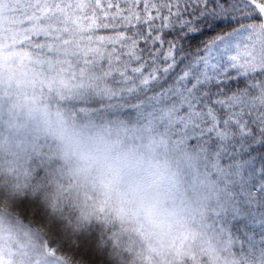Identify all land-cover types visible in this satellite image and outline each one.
<instances>
[{"label":"snow or ice","instance_id":"snow-or-ice-1","mask_svg":"<svg viewBox=\"0 0 264 264\" xmlns=\"http://www.w3.org/2000/svg\"><path fill=\"white\" fill-rule=\"evenodd\" d=\"M0 264H264V0H0Z\"/></svg>","mask_w":264,"mask_h":264}]
</instances>
